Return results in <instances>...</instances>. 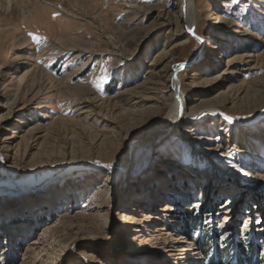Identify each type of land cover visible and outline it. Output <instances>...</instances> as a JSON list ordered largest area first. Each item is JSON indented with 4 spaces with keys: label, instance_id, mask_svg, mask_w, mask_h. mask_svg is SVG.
Here are the masks:
<instances>
[{
    "label": "rangeland",
    "instance_id": "rangeland-1",
    "mask_svg": "<svg viewBox=\"0 0 264 264\" xmlns=\"http://www.w3.org/2000/svg\"><path fill=\"white\" fill-rule=\"evenodd\" d=\"M182 2L0 0V264H264V0Z\"/></svg>",
    "mask_w": 264,
    "mask_h": 264
},
{
    "label": "bare ground",
    "instance_id": "bare-ground-1",
    "mask_svg": "<svg viewBox=\"0 0 264 264\" xmlns=\"http://www.w3.org/2000/svg\"><path fill=\"white\" fill-rule=\"evenodd\" d=\"M182 6L180 9L178 24H181V27L186 32H194L197 28V10H196V0H183ZM207 50L202 54L203 59L206 58ZM206 56V57H205ZM199 60V59H198ZM182 66H174L170 71V78L168 85L171 88V93L174 98L172 100L171 111L165 119H159L149 124L145 127L139 129L137 138L135 142L132 143L131 151H126L121 158L119 159L115 170L117 174V187L128 178H132L138 172L141 171V168L148 164L150 161L151 150L154 144L160 139L161 132L166 131L169 128L177 125L180 120L185 119L187 115V97L182 90L181 77H182ZM194 78V77H193ZM194 81V79H193ZM245 90V89H244ZM12 116V110L8 111L5 114H0V125L1 121L9 120ZM243 137V136H242ZM144 149L141 160L136 159V153L138 150ZM184 250V249H183Z\"/></svg>",
    "mask_w": 264,
    "mask_h": 264
},
{
    "label": "snow or ice",
    "instance_id": "snow-or-ice-1",
    "mask_svg": "<svg viewBox=\"0 0 264 264\" xmlns=\"http://www.w3.org/2000/svg\"><path fill=\"white\" fill-rule=\"evenodd\" d=\"M226 119H229V120H230L231 118H229V117H226Z\"/></svg>",
    "mask_w": 264,
    "mask_h": 264
}]
</instances>
